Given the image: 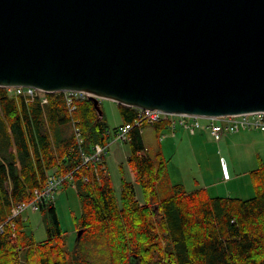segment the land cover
Instances as JSON below:
<instances>
[{
  "label": "trees",
  "instance_id": "1",
  "mask_svg": "<svg viewBox=\"0 0 264 264\" xmlns=\"http://www.w3.org/2000/svg\"><path fill=\"white\" fill-rule=\"evenodd\" d=\"M117 104L120 125L133 122L138 110ZM147 125L130 129L128 141L142 199L123 177L118 200L106 167L94 171L82 164V152L110 138L91 99L77 101L70 112L60 95L42 107L0 87V264H264V163L250 171V198L214 197L206 187L186 190L171 182L160 148L154 155L142 152ZM152 126L158 135L167 123ZM53 169L71 173L63 186H74L80 202L72 247L52 200L39 204L43 241L34 239L22 213L8 220L12 206L30 200Z\"/></svg>",
  "mask_w": 264,
  "mask_h": 264
},
{
  "label": "water",
  "instance_id": "2",
  "mask_svg": "<svg viewBox=\"0 0 264 264\" xmlns=\"http://www.w3.org/2000/svg\"><path fill=\"white\" fill-rule=\"evenodd\" d=\"M201 117L264 112V0H0V87Z\"/></svg>",
  "mask_w": 264,
  "mask_h": 264
},
{
  "label": "rangeland",
  "instance_id": "3",
  "mask_svg": "<svg viewBox=\"0 0 264 264\" xmlns=\"http://www.w3.org/2000/svg\"><path fill=\"white\" fill-rule=\"evenodd\" d=\"M99 105L108 129L113 131L122 121L118 104L115 101L100 98ZM205 120L201 119L202 125L196 134H189L186 131L187 137L180 143L178 139L181 136L180 133L175 138L165 128L158 132L156 138L155 128L152 125L145 126L142 132L145 148L142 152L154 155L161 147L171 182L183 184L186 190L206 187L209 195L214 197L247 199L254 196L250 171L260 162L264 163V131L250 129L252 131L226 132L219 141H216L204 128ZM244 136L251 137L244 138ZM112 139L113 135L109 138L110 144L104 155L103 164L110 176L115 195L119 200L121 179L124 177L133 182L137 198L141 200L140 187L134 182L133 172L128 164L129 144L123 141L111 142ZM221 156L231 174L229 181L223 180L222 177ZM233 168L238 172L233 174ZM66 180L72 181V179ZM53 202L61 227L67 235V245L72 247L76 237V218L81 214L75 187L72 185L60 187ZM23 217L28 218L29 229L33 232L34 239L36 241L45 240L47 235L41 212L29 209L23 213Z\"/></svg>",
  "mask_w": 264,
  "mask_h": 264
},
{
  "label": "built area",
  "instance_id": "4",
  "mask_svg": "<svg viewBox=\"0 0 264 264\" xmlns=\"http://www.w3.org/2000/svg\"><path fill=\"white\" fill-rule=\"evenodd\" d=\"M8 91L16 96H22L27 101L37 99L41 105L48 104L51 96L60 95L64 100L69 111L76 109V103L79 100L91 98V93L82 90H59L54 92H45L34 87H9ZM205 128L209 131L214 140L219 141L226 132H238L240 130H264V112L243 113L237 115L212 116L205 118ZM167 120L168 126L172 134L177 128H182L191 134H194L201 127V117L188 114H171L165 113L158 109H138L137 116L131 123H126L118 127L114 133V140L127 141L130 140L129 130L133 127H139L144 123L153 124L155 122ZM75 125V121H73ZM75 135L81 141L79 128L75 125ZM107 145L95 144L89 153L82 152V164L91 165L94 171L97 164L101 161L106 151ZM88 176H84V180H88ZM224 178H228L224 166ZM66 179H72L71 173L59 175L55 171L50 173L42 188H37L33 192V196L28 201L18 202L13 205L11 215L8 220L14 216L26 211H36L39 204L43 200L53 199L58 189L63 185ZM2 225H0V231Z\"/></svg>",
  "mask_w": 264,
  "mask_h": 264
},
{
  "label": "crops",
  "instance_id": "5",
  "mask_svg": "<svg viewBox=\"0 0 264 264\" xmlns=\"http://www.w3.org/2000/svg\"><path fill=\"white\" fill-rule=\"evenodd\" d=\"M204 128H205V126H204ZM144 129V128H143ZM165 129V128H164ZM206 129V128H205ZM168 130V129H167ZM207 130V129H206ZM169 131V130H168ZM208 131V130H207ZM241 131V130H240ZM249 131H252V130H249ZM142 132H143V130H142ZM188 132V131H187ZM186 130H184V129H180V128H177V130H176V132H175V134L174 135H172L170 132V135L172 136V137H177L178 136V133H180V137L178 138L179 139V143L181 142V140H183V139H186ZM197 132V131H196ZM196 132L194 133V134H196ZM189 133V132H188ZM189 134H191V133H189ZM211 135V134H210ZM158 137V135L156 134V138ZM251 136H244V138H250ZM160 149L162 150V148L160 147ZM163 151V150H162ZM222 156L220 157V163H224L225 165H226V162L224 161V162H222ZM223 160H224V158H223ZM221 166H222V164H221ZM226 168H227V165H226ZM222 169V168H221ZM227 171H228V168H227ZM238 171H236V169H232V173L233 174H235V173H237ZM228 175H229V178L228 179H224V177H223V171H222V177H223V180H230V178H231V174H230V172L228 171Z\"/></svg>",
  "mask_w": 264,
  "mask_h": 264
},
{
  "label": "bare ground",
  "instance_id": "6",
  "mask_svg": "<svg viewBox=\"0 0 264 264\" xmlns=\"http://www.w3.org/2000/svg\"><path fill=\"white\" fill-rule=\"evenodd\" d=\"M82 91H84V90H82ZM74 132H75V129H74ZM79 135H80V131H79Z\"/></svg>",
  "mask_w": 264,
  "mask_h": 264
}]
</instances>
